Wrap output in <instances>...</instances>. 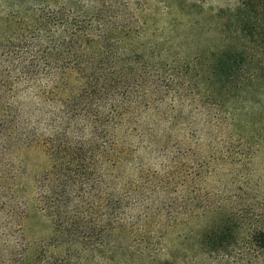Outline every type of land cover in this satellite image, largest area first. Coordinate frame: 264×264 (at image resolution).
<instances>
[{"label":"trees","instance_id":"obj_1","mask_svg":"<svg viewBox=\"0 0 264 264\" xmlns=\"http://www.w3.org/2000/svg\"><path fill=\"white\" fill-rule=\"evenodd\" d=\"M177 2L183 10L195 8L189 0H0V90L16 81L42 97L67 90L70 108L50 115L53 134L46 145L53 164L38 187V203L57 228L56 254L44 249L28 264H56L57 258L73 264L105 254L108 243L121 245L123 231L112 214L92 222L73 193L98 173L106 176L100 169L107 151L98 149L105 131L112 139L110 157L118 164L129 144L128 128L141 124L127 115L133 99L143 90L158 91L168 81L172 50L195 41L180 71L204 90L214 109L226 113L231 134L224 161L227 198L213 209L209 226L188 235L207 255L242 245L264 260V172L256 178L252 172L264 146V0H241L234 9H222L225 22L219 43L216 35L213 44L200 41L207 28L198 20L173 19L161 27L159 17ZM258 40L262 46L256 48ZM46 81L54 86L48 89ZM1 110L8 112L0 118L3 151L25 144L36 123H25L21 109L8 102L0 103ZM116 195L124 200L119 191ZM100 224L108 228L97 245ZM147 262L157 263L155 253Z\"/></svg>","mask_w":264,"mask_h":264},{"label":"rangeland","instance_id":"obj_2","mask_svg":"<svg viewBox=\"0 0 264 264\" xmlns=\"http://www.w3.org/2000/svg\"><path fill=\"white\" fill-rule=\"evenodd\" d=\"M189 1L194 2L195 8L183 10V4L177 2L171 13L159 17V23L165 27L173 19L182 23L201 21L207 29L199 39L210 44L216 35L217 43L220 40L225 22L220 17L221 10L234 9L241 2ZM233 11L228 10L229 14ZM198 42L174 48L166 69L168 81L155 93L143 90L133 99L132 112L127 115L141 124L128 128L129 144L117 165L110 157L109 131L101 136L98 149L106 150L107 156L100 170L106 176L98 173L93 181L83 182L73 196L82 201V212L87 219L92 217V222L112 214L123 231L119 235L121 245L113 247L108 243L103 248L105 254L97 252L73 264H148L149 253H155L158 264H264L257 253L247 254L242 245L225 254H204L198 250L197 239L188 235L189 231L204 230L211 224L213 209L228 194L224 161L231 133L226 113L214 109L204 90L180 71L184 68V55L194 52L191 48ZM261 46L258 40L255 47ZM45 84L48 89L54 86L50 81ZM67 96V90L61 94L55 90L42 97L21 81L0 90V103L13 104L21 109L25 123L37 125L25 144L7 151H3L4 131L0 130V264H28L44 249L55 253L57 228L38 203V187L53 164L46 145L53 134L48 121L62 106L63 112L70 110ZM7 113L1 110L0 118ZM252 164L254 177L262 175L264 146ZM117 191L124 200L117 198ZM107 228L100 224L101 233L95 234L94 243L100 245ZM148 232L152 234L146 238ZM53 261L67 264L61 258Z\"/></svg>","mask_w":264,"mask_h":264}]
</instances>
